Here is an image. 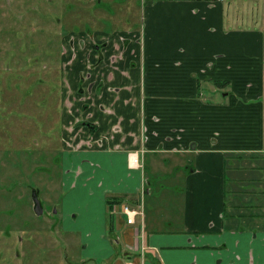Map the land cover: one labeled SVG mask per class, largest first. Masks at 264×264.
Returning a JSON list of instances; mask_svg holds the SVG:
<instances>
[{
	"label": "crops",
	"instance_id": "0c3cea01",
	"mask_svg": "<svg viewBox=\"0 0 264 264\" xmlns=\"http://www.w3.org/2000/svg\"><path fill=\"white\" fill-rule=\"evenodd\" d=\"M224 1L148 0L139 30L68 55L105 215L85 264H264V0Z\"/></svg>",
	"mask_w": 264,
	"mask_h": 264
},
{
	"label": "rangeland",
	"instance_id": "374dc122",
	"mask_svg": "<svg viewBox=\"0 0 264 264\" xmlns=\"http://www.w3.org/2000/svg\"><path fill=\"white\" fill-rule=\"evenodd\" d=\"M147 1L0 0V264L91 261L83 242L91 232L100 234L105 215L99 188L92 184L91 196L84 185L91 149L80 150L70 139L84 135L70 133L76 122L67 51L78 39L91 49L102 34L139 30ZM94 158L90 174L98 183ZM146 177L152 187L161 178L148 170ZM33 189L43 204L41 216L34 211Z\"/></svg>",
	"mask_w": 264,
	"mask_h": 264
},
{
	"label": "flooded vegetation",
	"instance_id": "af4514ba",
	"mask_svg": "<svg viewBox=\"0 0 264 264\" xmlns=\"http://www.w3.org/2000/svg\"><path fill=\"white\" fill-rule=\"evenodd\" d=\"M90 39L92 38L91 36L89 37ZM78 44L77 43H75V45H74V47L72 48V50H70V51H67L68 53H67V56L69 55H74L75 54V49H78V51H86V50H88L89 48H88V46H87V48L85 49V46H86V41H84V40H82V39H78ZM81 44H82V46H84V47H81ZM97 43H95L94 44V47H91V49H96V47H97ZM90 49V50H91ZM99 50V49H98ZM68 62H70L68 65H71V59L69 60V61H67V63ZM68 65H67V67H68ZM85 76V75H84ZM83 76V74H81L80 75V78H79V82H80V84H79V88H78V94L79 95H82V93L83 92H85L86 91V89H84L83 88V85H84V81H86V78ZM79 126H76V127H81L82 126V124L80 123V124H78ZM85 126H88L89 127V124L88 123H85ZM91 128H93L92 126H90ZM34 191H36L35 189H33L32 190V195H33V192ZM37 192V191H36ZM38 193V192H37ZM38 196H39V193H38ZM32 199H33V197H32ZM40 199V198H39ZM41 201V200H40ZM113 203H112V208H110V212L112 213V214H114V215H118L119 213H120V211L119 212H117V209H115L114 208V206H117L119 203H118V200L117 199H113ZM33 203H34V201H33ZM41 204H42V202H41ZM34 207H35V204H34ZM42 208H43V204H42ZM34 211H35V209H34ZM36 213V212H35ZM43 213H44V208H43ZM42 213V214H43ZM121 214V213H120ZM37 215V214H36ZM38 216H41V215H38ZM84 245V244H83Z\"/></svg>",
	"mask_w": 264,
	"mask_h": 264
},
{
	"label": "built area",
	"instance_id": "2783aa9c",
	"mask_svg": "<svg viewBox=\"0 0 264 264\" xmlns=\"http://www.w3.org/2000/svg\"><path fill=\"white\" fill-rule=\"evenodd\" d=\"M130 162L132 166L139 167V161L137 156H131ZM115 209H119L120 213L126 216V223L128 225L136 224V219L138 216H143V213L140 209H136L134 207H130L126 204L119 203L117 206H114Z\"/></svg>",
	"mask_w": 264,
	"mask_h": 264
},
{
	"label": "water",
	"instance_id": "95a60500",
	"mask_svg": "<svg viewBox=\"0 0 264 264\" xmlns=\"http://www.w3.org/2000/svg\"><path fill=\"white\" fill-rule=\"evenodd\" d=\"M33 201H34V204H35V212L37 215H42L43 213V208H42V204H41V201L39 199V196H38V193L36 191L33 192Z\"/></svg>",
	"mask_w": 264,
	"mask_h": 264
}]
</instances>
